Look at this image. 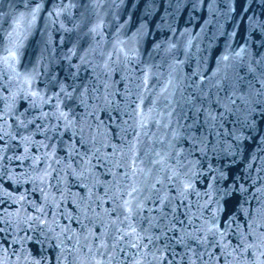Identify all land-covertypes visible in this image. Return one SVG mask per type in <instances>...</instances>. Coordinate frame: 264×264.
I'll list each match as a JSON object with an SVG mask.
<instances>
[{
    "label": "snow or ice",
    "instance_id": "1",
    "mask_svg": "<svg viewBox=\"0 0 264 264\" xmlns=\"http://www.w3.org/2000/svg\"><path fill=\"white\" fill-rule=\"evenodd\" d=\"M19 2L7 47L0 14V264H264V0H191L214 35L232 22L229 42L214 67L177 60L163 81L126 50L127 22L105 39L100 8L124 0H86L97 22L17 71L45 0Z\"/></svg>",
    "mask_w": 264,
    "mask_h": 264
},
{
    "label": "water",
    "instance_id": "2",
    "mask_svg": "<svg viewBox=\"0 0 264 264\" xmlns=\"http://www.w3.org/2000/svg\"><path fill=\"white\" fill-rule=\"evenodd\" d=\"M69 2L70 0H55V3L61 4L62 7L68 5ZM72 2L77 3V6L69 9L71 15L65 12L57 17L55 12H53L54 0H45L44 8L38 15L35 26L30 31H26V25L21 26L22 36L20 42L22 47L20 48L19 61L16 65L17 71H24L22 65H27L29 70H31L40 55L41 48L44 46L43 42L47 41L49 36L51 37L52 48L57 51L61 48L67 51L71 47L69 37H72V42H75L77 35H83L84 32L88 31L89 27L97 22L95 15L91 14V12H85L84 8L80 6L86 3V0H72ZM133 2L134 0H124L123 4H109L106 2L101 6L100 13L105 23V39L111 40L116 33L117 26L127 22L126 27L121 32V39L128 42L125 45L126 50L131 49L133 46L137 47L141 52L142 59L151 65L152 72L163 73L159 77L162 81L167 79L170 71L169 65L177 60L185 62L182 68L187 73L191 70L188 67L189 63L192 68H195L197 60L207 58V66L214 67L215 60L224 53L225 45L229 42L227 33L232 31V22H225L224 35H214L216 32L214 25L205 26V21L209 19L206 5L201 4L194 9L191 0H184V3L177 10L175 4L169 6L167 0H159V3L155 5L153 15L147 17L144 12L148 0H143V2L135 0V8L132 7ZM165 8H168L167 14L165 13ZM224 10H226V7ZM25 11V6L19 0H0V14L3 15L4 44L6 47L9 45L6 33L12 30L14 26L12 21L21 12ZM49 12H53L51 17L48 16ZM82 13L83 16L81 15ZM142 19L147 22V35L143 36L139 43H136L133 33L140 27ZM215 19L216 17L213 16V21ZM53 20L56 23H52ZM77 22H81V27L73 32H67L60 27V24L63 23L66 29H71L74 23ZM202 28L205 30L201 31ZM109 33L112 35H109ZM61 37L64 38L63 44L60 43ZM12 39L16 40L15 34H13ZM86 39L91 42L90 37ZM97 39L99 38L97 37ZM189 41H191L190 46ZM237 41L240 44L243 43L240 39L239 30H237V36L231 41L233 48H237ZM157 44L160 45L158 49L155 47ZM170 45H175V48L169 50ZM106 47L110 46L106 45ZM186 52L188 53V59L185 57ZM149 54L151 59H149ZM73 62H76L75 58ZM140 67H143V65ZM57 70L59 71V69ZM40 71L41 77L39 79H43L42 67ZM39 79L37 87L42 88L43 85L39 83ZM152 130L155 131V129ZM198 187L201 186L198 185ZM245 187H248V185L246 184Z\"/></svg>",
    "mask_w": 264,
    "mask_h": 264
}]
</instances>
